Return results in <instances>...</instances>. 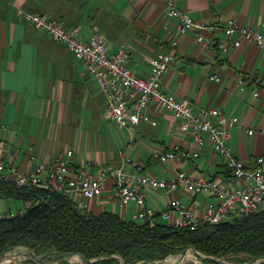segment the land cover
Wrapping results in <instances>:
<instances>
[{
	"label": "crops",
	"instance_id": "crops-1",
	"mask_svg": "<svg viewBox=\"0 0 264 264\" xmlns=\"http://www.w3.org/2000/svg\"><path fill=\"white\" fill-rule=\"evenodd\" d=\"M175 4L194 19L220 24L233 18L264 34V0H175ZM23 11L60 19L66 27L78 26L84 40L100 31L110 51H128V65L142 77L149 75L155 53L173 52L175 61L160 79L162 89L187 100L195 111L219 107L236 116L238 124L230 127L228 137L235 158L247 162L264 155V50L252 42L243 40L223 50L217 44L221 32H206L212 43L202 45L187 31L175 34L177 43L172 47L162 28L173 22L165 14L163 0H0V141L6 161L28 170L71 149L75 167L89 162L92 171L121 165L130 173L171 178L178 170L211 176H223L227 170L209 141L197 158L177 157L167 165L153 159L151 152L160 145L193 149L189 130H183L171 112L149 103V120L134 127L131 136L108 118L97 80L62 42L24 21ZM213 74L219 80L211 79ZM127 158L138 161L141 169L123 162ZM111 183L107 179L97 197H83L79 208L134 219L132 203L120 205ZM144 192L146 204L156 210L166 208L171 198H189L182 190L145 187ZM0 197L14 201L0 208L2 212L22 206L21 200ZM206 197L199 194L195 201L202 203Z\"/></svg>",
	"mask_w": 264,
	"mask_h": 264
},
{
	"label": "built area",
	"instance_id": "built-area-1",
	"mask_svg": "<svg viewBox=\"0 0 264 264\" xmlns=\"http://www.w3.org/2000/svg\"><path fill=\"white\" fill-rule=\"evenodd\" d=\"M163 3L166 16L173 19L172 27L168 22L162 24L172 47L177 43L175 34L187 31L194 33L198 43L209 45L212 42L205 33L214 31L223 34L222 40L217 41L223 50L228 45L239 46L243 40L264 50V34L251 26L241 25L233 18L220 24L209 23L190 17L187 11L176 6L175 0H163ZM21 16L34 28L62 42L82 63L85 71L97 80L104 94L108 118L127 128L131 136L134 127L149 120V103L171 112L178 125L183 130H189L195 144L193 149H166L160 145L152 150L153 159L167 165L177 157L197 158L205 142L209 141L216 154L222 157L227 170L223 176L205 173L193 175L178 170L171 178L149 173H130L121 165L92 171L89 162L75 167V154L71 149L49 162H40L23 170L5 160L6 148L0 141V180L19 188L35 187L60 193L80 207L83 197H97L107 179H111L112 194L117 202L123 206L132 203L133 218L145 221L151 227L163 220L174 228L195 230L202 224H218L264 210V155H256L244 162L235 158L228 145L229 130L238 124L237 117L224 114L219 107H203L195 111L187 100L178 99L162 89L160 79L175 61L173 52L155 53L151 59L149 75L142 77L128 65V51L123 48L110 51L100 31H92L84 40L78 26L66 27L60 19L32 11H23ZM210 78L219 80L215 74ZM10 154L14 156L15 152ZM30 157H34V153L31 152ZM125 161L129 159H123ZM129 162L134 168L141 169L138 161ZM145 187L165 191L182 190L189 198H171L166 208L156 210L145 202ZM199 194L207 196L202 203L195 201ZM33 203L32 200H24L22 206L16 209L0 211V219L22 213Z\"/></svg>",
	"mask_w": 264,
	"mask_h": 264
},
{
	"label": "trees",
	"instance_id": "trees-1",
	"mask_svg": "<svg viewBox=\"0 0 264 264\" xmlns=\"http://www.w3.org/2000/svg\"><path fill=\"white\" fill-rule=\"evenodd\" d=\"M0 196L34 202L24 212L0 219V252L17 244L26 245L37 254L77 251L95 258L91 264L162 260L188 246L213 257L245 253L253 258L264 254V210L190 230L162 221L151 227L145 221L124 219L111 211L93 214L60 193L19 188L2 180ZM55 264L71 263L63 260Z\"/></svg>",
	"mask_w": 264,
	"mask_h": 264
},
{
	"label": "water",
	"instance_id": "water-1",
	"mask_svg": "<svg viewBox=\"0 0 264 264\" xmlns=\"http://www.w3.org/2000/svg\"><path fill=\"white\" fill-rule=\"evenodd\" d=\"M14 249H17V250L23 249L22 251L26 255L25 260L33 261L36 264H55V263H58L59 261L67 260L68 257H70L71 255H74V254L79 256V260H80L79 263L80 264H91L94 260H96L95 258H87L81 252H77V251L60 252L58 250H51V251H47L44 253L37 254L32 248H30L26 245H21V244L8 246L7 248H5L3 251L0 252V255L4 256L6 253H8ZM188 249H190L194 254L200 255L202 259H205V258L211 259L217 264H231V263L220 261L216 257L202 254L192 246H188V247L182 249L178 253V255H179L178 259L179 260H181L184 257V255ZM112 257H115V256L112 255ZM258 260L264 261V254H261L257 257H253L249 261L243 262L241 264H249L250 262H254V261H258ZM147 263L159 264L158 260H140V261H137L135 263H125V264H147ZM234 264H239V263H234Z\"/></svg>",
	"mask_w": 264,
	"mask_h": 264
},
{
	"label": "rangeland",
	"instance_id": "rangeland-1",
	"mask_svg": "<svg viewBox=\"0 0 264 264\" xmlns=\"http://www.w3.org/2000/svg\"><path fill=\"white\" fill-rule=\"evenodd\" d=\"M13 203H14V201L12 199L0 197V208L1 209L6 208V206L8 204H13ZM189 251L190 250H187L185 254L190 255ZM177 256L179 257L178 254L168 255L164 259L158 260V263L159 264H166V262L168 261L169 258H171V259L172 258H178ZM2 258H3V256L0 255V264H1ZM216 258H218L220 261L231 263V264H234V263L241 264V263L249 261L251 259L250 256L246 255L245 253L226 254V255H222L220 257H216ZM182 259L179 260L178 262L174 263V264H217V263H207L201 258L200 255H196L194 253H193V256H191L190 258L186 257V258H182ZM65 261H67L71 264H79L78 262L74 263V262H71L70 260H65ZM4 264H32V263L30 260L22 259L18 262H9V263H4ZM34 264H36V263H34ZM249 264H264V261L258 260V261L250 262Z\"/></svg>",
	"mask_w": 264,
	"mask_h": 264
},
{
	"label": "bare ground",
	"instance_id": "bare-ground-1",
	"mask_svg": "<svg viewBox=\"0 0 264 264\" xmlns=\"http://www.w3.org/2000/svg\"><path fill=\"white\" fill-rule=\"evenodd\" d=\"M22 250L23 249H18L17 251H14V252L13 251H10V252L6 253L3 256V258H2L1 264L9 263V262H18V261H20L22 259H25L26 255L24 254V252ZM189 253H190V255L185 254L183 258H186V257L190 258L191 256H193V252L191 250L189 251ZM67 260H70L71 262H74V263L75 262H78L79 263V261H80L79 260V256L76 255V254L71 255L70 257L67 258ZM178 261H179L178 258H172V259L169 258L168 261L166 262V264H174V263H176ZM147 264H151V263H147Z\"/></svg>",
	"mask_w": 264,
	"mask_h": 264
}]
</instances>
